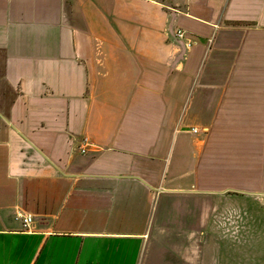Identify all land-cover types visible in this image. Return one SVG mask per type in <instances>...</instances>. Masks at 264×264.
I'll return each instance as SVG.
<instances>
[{"label": "crops", "instance_id": "crops-1", "mask_svg": "<svg viewBox=\"0 0 264 264\" xmlns=\"http://www.w3.org/2000/svg\"><path fill=\"white\" fill-rule=\"evenodd\" d=\"M175 2L0 0V264H264V0Z\"/></svg>", "mask_w": 264, "mask_h": 264}, {"label": "rangeland", "instance_id": "rangeland-1", "mask_svg": "<svg viewBox=\"0 0 264 264\" xmlns=\"http://www.w3.org/2000/svg\"><path fill=\"white\" fill-rule=\"evenodd\" d=\"M155 1L160 4H164L166 6L172 5L173 7H177L174 4L176 3L175 0H151ZM235 200V197H233ZM237 205L240 202L242 204V207L238 205V208L240 209L239 212H237L238 217L236 216L235 222L226 225V228L228 229L229 236H236L239 237V239H243L238 241L240 248H247L246 250H252L255 251L258 255L257 261L264 262V201L263 204L257 203V201L252 200L249 207H245L243 203L246 200H243L240 196L236 198ZM237 207V206H236ZM244 218V219H243ZM216 222H210V224H207V230L213 237L209 238V243L207 245L208 248H214L217 245L221 246H229L232 244V241H235L236 239H231V241L228 240V238L224 239V241L220 239H216L214 236H219V234H222L223 236H226L227 234L223 231V228H219L216 226ZM225 230V228H224ZM236 233V234H234ZM254 236L257 238L254 239ZM249 239V240H248ZM208 241V239H207ZM240 243H244L241 244Z\"/></svg>", "mask_w": 264, "mask_h": 264}, {"label": "built area", "instance_id": "built-area-1", "mask_svg": "<svg viewBox=\"0 0 264 264\" xmlns=\"http://www.w3.org/2000/svg\"><path fill=\"white\" fill-rule=\"evenodd\" d=\"M175 35H176V37L177 38H179L180 40H186V38H187V33L184 31V30H182V29H180V28H178L176 31H175ZM195 44V42L193 41V40H188V42H187V44H186V46L188 47V48H190V47H192L193 45ZM192 131H193V133H197V130L196 129H192ZM84 152V151H83ZM22 219V224H23V226L25 227V228H27V227H29V225L32 223V219H33V217L32 216H22L21 217Z\"/></svg>", "mask_w": 264, "mask_h": 264}]
</instances>
